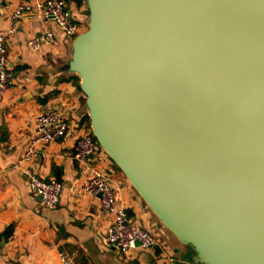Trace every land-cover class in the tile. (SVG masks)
I'll list each match as a JSON object with an SVG mask.
<instances>
[{"label": "water", "instance_id": "obj_1", "mask_svg": "<svg viewBox=\"0 0 264 264\" xmlns=\"http://www.w3.org/2000/svg\"><path fill=\"white\" fill-rule=\"evenodd\" d=\"M86 6L62 70L98 146L193 264H264V0Z\"/></svg>", "mask_w": 264, "mask_h": 264}, {"label": "crops", "instance_id": "obj_2", "mask_svg": "<svg viewBox=\"0 0 264 264\" xmlns=\"http://www.w3.org/2000/svg\"><path fill=\"white\" fill-rule=\"evenodd\" d=\"M28 0H0V29L8 26L13 10ZM73 19L87 23L86 0H66ZM50 30L59 39L55 47L42 44L38 52L27 47L32 38ZM9 65L13 84L0 99V264H61L60 253L74 264H193L189 248L166 230L102 149L85 167L73 160L76 139L91 131L85 98L76 74L63 71L72 42L52 22L34 14L24 16L9 39ZM58 110L69 131L58 143L43 147V156L19 164L36 116ZM108 178L117 205L131 220L153 233L157 245L122 255L103 243L110 218L99 201L82 190L91 170ZM31 175L63 184L59 205L46 209L28 190ZM2 244V246H1Z\"/></svg>", "mask_w": 264, "mask_h": 264}, {"label": "built area", "instance_id": "obj_3", "mask_svg": "<svg viewBox=\"0 0 264 264\" xmlns=\"http://www.w3.org/2000/svg\"><path fill=\"white\" fill-rule=\"evenodd\" d=\"M34 14L43 21L56 25L65 40H73L84 31V24L72 18L66 0H28L18 5L8 18V26L0 29V99L13 84V74L9 65V39L17 32L18 22L26 15ZM55 34L46 30L39 38H32L27 47L38 52L42 44L58 45ZM69 131V123L60 112L51 109L36 116L32 133L25 146L19 164L31 163L43 156V147L60 142ZM98 144L91 131L80 135L75 142L73 160L78 167H85L98 151ZM28 190L38 198L48 210L55 209L60 202L63 184L57 180L44 181L31 175L27 182ZM85 194L99 201L101 211L110 218V226L103 237L106 247L125 255L135 250H150L157 245L155 236L142 225L134 223L124 208L117 205L115 190L102 172L93 169L82 186ZM61 264H74V258L62 252Z\"/></svg>", "mask_w": 264, "mask_h": 264}, {"label": "trees", "instance_id": "obj_4", "mask_svg": "<svg viewBox=\"0 0 264 264\" xmlns=\"http://www.w3.org/2000/svg\"><path fill=\"white\" fill-rule=\"evenodd\" d=\"M83 1H84V0H76V4H77L78 6H80V5L82 4ZM87 13H88V11H87ZM86 120L89 121V119H88L87 116H86Z\"/></svg>", "mask_w": 264, "mask_h": 264}, {"label": "rangeland", "instance_id": "obj_5", "mask_svg": "<svg viewBox=\"0 0 264 264\" xmlns=\"http://www.w3.org/2000/svg\"><path fill=\"white\" fill-rule=\"evenodd\" d=\"M87 17H88V16H87ZM87 23H88V18H87ZM87 23H86L85 26H84V31H86V29H87ZM84 31H83V32H84ZM98 148L101 149L99 146H98ZM190 251H191V250H190ZM191 253H192V252H191Z\"/></svg>", "mask_w": 264, "mask_h": 264}]
</instances>
